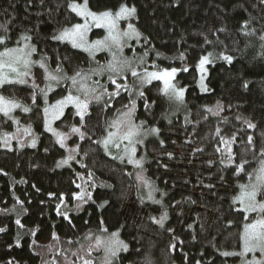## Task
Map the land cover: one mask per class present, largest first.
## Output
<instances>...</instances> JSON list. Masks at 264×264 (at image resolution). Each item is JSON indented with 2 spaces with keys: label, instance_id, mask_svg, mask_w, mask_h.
I'll use <instances>...</instances> for the list:
<instances>
[{
  "label": "trees",
  "instance_id": "16d2710c",
  "mask_svg": "<svg viewBox=\"0 0 264 264\" xmlns=\"http://www.w3.org/2000/svg\"><path fill=\"white\" fill-rule=\"evenodd\" d=\"M72 3L85 0H0V52L35 48L29 67L32 60L55 72L59 67L65 81L42 93L18 83L0 88L29 109L20 121L33 135L24 145L8 144L13 126L0 112V264H56L63 253L91 252L97 239L103 243L86 256L90 264H249L242 235L246 225L264 219V209L247 214L237 197L242 186L250 190L257 183L264 162V0H87L97 13L135 9L140 40L128 41L133 51H121V61L133 60L135 77L105 53L92 56L54 39L81 22ZM104 35L94 29L90 39ZM146 62L177 69L172 82L183 90L182 101L166 94L160 80L141 82L153 71ZM110 63L127 73L131 86L110 101L89 104L83 118L66 107L52 126H77L81 133L61 144L46 127L45 109L71 92L67 81L76 73V80L100 83L119 74L108 70ZM131 103L137 128L131 143L113 135L105 145L112 121ZM216 104L223 115L213 113ZM223 138L234 142L231 156L222 152ZM132 148L139 165L129 163ZM82 178L93 187L77 206ZM255 202L264 204V193ZM113 239L127 250L107 253L104 244Z\"/></svg>",
  "mask_w": 264,
  "mask_h": 264
},
{
  "label": "rangeland",
  "instance_id": "374dc122",
  "mask_svg": "<svg viewBox=\"0 0 264 264\" xmlns=\"http://www.w3.org/2000/svg\"><path fill=\"white\" fill-rule=\"evenodd\" d=\"M73 4V3H72ZM77 4V3H75ZM77 5H84V4H77ZM88 9V8H87ZM88 11H90L88 9ZM92 12V11H90ZM96 13L97 15L100 13L97 12H93ZM79 16V15H78ZM113 17H115V14H112ZM81 18V22L78 24H84L86 22V18L79 16ZM87 24H88V29L84 35V40H83V47H76L78 49L83 50L84 52H87L89 54L93 55H97L100 53H105L107 54V61L110 59L114 62H116V60H119L122 65H126L130 70H129V75H132V70L135 66H133V60L128 58L127 64L124 60L121 61V51L125 48L130 47L131 51H133L134 49V43L129 45V42L135 41V40H140V36L138 35H134V34H130L128 36L123 35L125 32L131 33V29H129V25L134 26V23L132 21V15H126L118 20H116L115 22V28L112 29V35L117 36L119 43H114L110 38H109V27L103 22L101 21L99 23V26L97 25V21H93L91 18H87ZM94 29H102L105 33V35L102 38L99 39H95V40H91L90 39V34L92 32V30ZM62 42H67L69 44H72L71 40L69 39H65V40H59ZM95 41H103L105 42L103 45H99V46H95L93 47V44ZM79 42V41H78ZM114 51L116 52V54L114 53ZM124 53V52H122ZM118 55V56H117ZM127 55H125L126 57ZM120 57V58H118ZM30 58H32L31 56L29 57V60H31ZM2 59L7 60V57H4ZM33 62V66L31 65V67L24 69V66L22 64H18V65H14V67H16L17 72H28L27 76H23L22 78L26 81L25 85H27L28 87L32 88L33 90L36 91V93H42L41 89H43L45 91L49 90L50 88H52L53 86L59 85L60 83H64V78L59 75V73H56L53 70H49L47 68V66L40 60H37L34 62V60H32ZM43 63L45 65L44 68L40 67V64ZM124 63V64H123ZM147 63V62H146ZM30 66V64H29ZM133 66V67H131ZM33 67V68H32ZM106 67V66H104ZM103 67L102 70H105V68ZM137 69H141L142 66H140L139 64H137ZM145 67L149 70H153V71H162V70H171V69H162V67H160L158 64L156 63H147V65H145ZM32 68V69H31ZM42 69L43 72H39L38 69ZM23 70V71H22ZM47 70V71H46ZM38 71V72H37ZM17 72H13L11 68L5 66L3 68H0V75H6L7 78H9L6 82H4V84H8V83H18L17 80L20 78L17 76ZM149 72V71H148ZM152 72V71H151ZM47 73H51V74H56L60 77L59 80L57 81H53V80H49L46 79V74ZM145 74V73H144ZM143 74V76H144ZM142 76V77H143ZM105 82H99L98 79H89V78H84V77H79L76 80V84L73 85L72 81L68 80V84L71 87V95L79 97V99L81 101H87L88 102V106L91 103H95L96 101H98L97 99H95V97L99 96L100 99H106V100H111L112 99V95H110L113 92L117 91L116 85H127V88H123L121 87L119 89V95L122 93H125L127 89H129L130 85V80L128 79L127 73L125 72H120L119 74H108L107 76H105ZM110 77L115 79L116 84H113L110 80ZM141 77V78H142ZM11 78V79H10ZM174 79V77H173ZM172 79V81H173ZM142 80V79H141ZM140 80V81H141ZM162 81V80H160ZM171 81V83L173 84V82ZM142 82V81H141ZM144 83V82H143ZM163 83V81H162ZM21 84V83H18ZM164 84V83H163ZM174 85V84H173ZM3 86V83H0V88ZM91 86H93L94 88H91ZM96 86V87H95ZM98 86V87H97ZM175 86V85H174ZM175 88L177 90H180L179 88H177L175 86ZM69 93V94H70ZM68 94V95H69ZM67 95V96H68ZM118 96V95H115ZM0 97H4L7 100H11L14 101L10 98H7L5 96H3L0 93ZM15 102V101H14ZM17 103V102H16ZM19 104V103H17ZM20 107L14 108L12 109V111L6 115L11 119V123H12V130L9 132V134L7 135L6 138V142L8 144H14L15 146L17 145H24L26 143H28L30 141V139L33 137L32 133H31V129L29 128L28 125L24 124L22 121H20L21 118V113L25 112L23 109L24 107L19 104ZM68 106H74L75 110H77L76 106L74 104H67L63 107L62 110V114H57V110L54 109L53 107L50 108L46 114V121L48 124V128H50L51 132L55 133H62L65 136V139L63 140V143H66L67 141H69L70 139L76 137V136H80V130L78 132H73L72 129L67 130V131H61L58 128H55L52 126V122H54L56 119H58L59 117H61L65 111V108ZM88 109V108H87ZM213 113L217 114V115H223L225 112L224 107L221 104H216L213 109H212ZM87 112V110L84 112V114ZM135 112V105L134 104H128L123 108V111L117 115V117L112 121L111 123V132L114 133L115 135H118L122 138H124L125 133L128 130V127L130 125L132 126H136V123H134L133 121V115ZM4 114V113H3ZM83 114V115H84ZM128 114V115H125ZM113 122H122V123H117L115 126L113 125ZM74 128L79 129L77 126H75ZM25 129H27V132L25 131ZM137 129V128H136ZM233 145L234 142L232 139H226L223 138L222 139V152L224 154H226L227 156H231L233 154ZM136 160V159H135ZM136 179L139 182V184L141 186H144L143 184V178L142 175L139 172L136 173ZM93 187V182L91 179L89 178H82L78 185V193L76 195V203L77 206H80L84 201L88 200L90 198L91 195V188ZM248 201L247 199H245L244 203L242 204L241 208L247 213H251L253 211L250 210H246L247 206H248ZM257 204V203H256ZM263 209H261L262 211ZM63 214H66L65 211L62 212ZM257 217H259V214L257 213ZM263 218H257L254 222L261 220ZM253 222V223H254ZM244 234L242 235V256L245 257H249V264H259L261 261L263 262L264 257L262 258L264 252L261 251L260 247H255L253 250H245V239H244ZM97 245L95 242L91 245L90 249L91 252L88 253L89 250H87V252L85 253H80L79 251H73L70 254L68 253H63L62 257H61V261L56 262V264H85V261H89L91 263V259L90 258H86V256H91L95 251L92 252L93 249H97L93 246ZM47 249V248H44ZM46 251V250H45ZM254 257V258H253ZM262 258V259H261Z\"/></svg>",
  "mask_w": 264,
  "mask_h": 264
},
{
  "label": "snow or ice",
  "instance_id": "6c2138e0",
  "mask_svg": "<svg viewBox=\"0 0 264 264\" xmlns=\"http://www.w3.org/2000/svg\"><path fill=\"white\" fill-rule=\"evenodd\" d=\"M69 7L73 12H75L77 15L85 17L86 22L84 24H75L71 28H66L64 29L58 36H55L54 39L58 40H65L69 39L71 40L73 47H83V40H84V35L88 29V24H87V18H91L93 21H97V25L99 26V23L103 21L108 27H109V38L114 42V43H119L118 37L112 35V29L115 28V22L116 20L126 16V15H132L135 12V9H129L125 6H121L118 12L115 13V17L112 16V13L105 11L100 14H96L93 12L88 11L87 9V0H85L84 5H77L75 3L70 4ZM2 27V26H0ZM129 29H131V33L125 32L123 35L128 36L130 34L134 35H139L138 33L135 32L134 29H132V26L129 25ZM21 39L27 40L30 39L27 36H22ZM260 39L264 41V36H261ZM79 41V42H78ZM3 38H0V43H3ZM105 42L103 41H95L93 44V47L103 45ZM35 48H32L31 51L26 52L25 48L19 47V48H12V49H6L4 52H0V68H3L5 66L9 67L12 69L13 72H17L16 67L14 65L22 64L25 69L29 67V64L31 61L29 60V57L31 55V52H34ZM4 57H7L8 59H2ZM223 59L231 62L232 57L230 56H224ZM209 62V57L205 56L202 57L200 62H199V67L200 70L203 72L204 71V65ZM41 68H44L45 65L43 63L40 64ZM108 70L112 72H117L121 71L122 69L118 68L116 65L110 63L108 65ZM47 71V70H46ZM61 69L57 67L56 73H59ZM177 69L173 68L171 70H162V71H152L148 72L145 71L144 76L141 78L142 82H150L151 80H162L164 83V89L163 91L174 97L177 100L183 99V90H177L175 86L171 83L173 77L175 76ZM28 72H17V76L20 77L17 82L18 83H25L26 81L22 78L23 76H27ZM80 73H76V76H79ZM132 75L135 77L137 76V72L135 70H132ZM76 76L70 77L69 79L72 80L73 85L76 84ZM46 79L57 81L60 79V77L56 74H51L47 73L46 74ZM8 80L6 75H0V83H4ZM110 80L113 84H116L115 79L110 77ZM127 88V85H116L117 91L111 93L110 95L115 96L119 95V89ZM43 92L44 90L41 89ZM142 96L143 93H140ZM95 99L99 100L100 97L97 96ZM74 104L77 108V114L83 118L84 112L88 108V102L87 101H81L79 97L71 95V93L64 97V99L57 101L56 105L53 106L54 109L57 110V114H62L63 107L67 104ZM20 107L19 104H17L14 101L7 100L4 97H0V112H3L5 115H8L12 109ZM25 112L29 111L28 108L23 109ZM48 112V109H45V113ZM128 115V114H125ZM117 123H122V122H113V125L115 126ZM251 127V125H249ZM46 127H48L47 121H46ZM49 130H51L49 128ZM27 132V129H25ZM73 132H78L79 129L73 128ZM136 126L130 125L128 127L127 132L124 135V139H128L129 142L131 143L132 137L136 134ZM153 132L156 131V129H152ZM61 144H63V140L65 139L64 134L62 133H55ZM115 135L114 133L109 134V138L104 141V144L107 145L111 141V137ZM249 142H251V138H249ZM74 151V149H73ZM135 149L132 148L129 150V163H134L136 165L140 164V161L138 160H133L131 156L134 154ZM61 163H67V160L62 161ZM59 166V165H58ZM257 183L252 185L250 190L247 189V186H242L244 191H242V194L240 197H237L241 201V203H244L245 199H247L248 206L246 210L250 211H255L257 207L264 209V204H256V196L258 192L264 193V162H261V167L258 169V174L256 177ZM163 219V217H162ZM19 223V221H17ZM2 231V229H0ZM116 233H113L112 236L116 237ZM244 239H245V250H253L255 247H260L261 251L264 252V219L258 220L251 225H246L245 226V234H244ZM103 242L97 239L96 244L97 246H100ZM105 251L107 253H110L111 256H115L117 251H119L121 248L124 250H127V245H124L122 241H119L118 239H113L107 243L104 244ZM225 255H228V253H225ZM85 264H90L89 261H85ZM106 264H110L109 261L106 260Z\"/></svg>",
  "mask_w": 264,
  "mask_h": 264
}]
</instances>
